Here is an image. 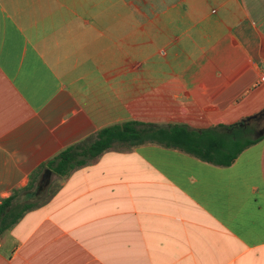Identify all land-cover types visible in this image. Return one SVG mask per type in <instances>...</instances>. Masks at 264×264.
Returning a JSON list of instances; mask_svg holds the SVG:
<instances>
[{
  "label": "crops",
  "instance_id": "0c3cea01",
  "mask_svg": "<svg viewBox=\"0 0 264 264\" xmlns=\"http://www.w3.org/2000/svg\"><path fill=\"white\" fill-rule=\"evenodd\" d=\"M264 0H0V199L127 121L264 109ZM0 264H264V139L230 166L147 143L61 178Z\"/></svg>",
  "mask_w": 264,
  "mask_h": 264
},
{
  "label": "trees",
  "instance_id": "16d2710c",
  "mask_svg": "<svg viewBox=\"0 0 264 264\" xmlns=\"http://www.w3.org/2000/svg\"><path fill=\"white\" fill-rule=\"evenodd\" d=\"M263 123L264 109L232 124L220 123L201 129L185 124L158 125L136 120L104 127L42 163L31 174L25 188L14 189L9 197L0 199V237L28 211L44 204L56 193L59 186L48 191L53 175L64 178L106 151L156 143L215 165L230 166L245 149L264 139Z\"/></svg>",
  "mask_w": 264,
  "mask_h": 264
},
{
  "label": "rangeland",
  "instance_id": "374dc122",
  "mask_svg": "<svg viewBox=\"0 0 264 264\" xmlns=\"http://www.w3.org/2000/svg\"><path fill=\"white\" fill-rule=\"evenodd\" d=\"M264 126V123L263 125ZM61 182V178L57 175H53L52 177V182H51V186H50V189L48 190L49 192L53 189H55ZM48 195V192L46 194H44V196L42 197L43 199Z\"/></svg>",
  "mask_w": 264,
  "mask_h": 264
},
{
  "label": "built area",
  "instance_id": "2783aa9c",
  "mask_svg": "<svg viewBox=\"0 0 264 264\" xmlns=\"http://www.w3.org/2000/svg\"><path fill=\"white\" fill-rule=\"evenodd\" d=\"M264 78V77H263Z\"/></svg>",
  "mask_w": 264,
  "mask_h": 264
}]
</instances>
